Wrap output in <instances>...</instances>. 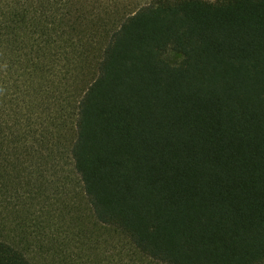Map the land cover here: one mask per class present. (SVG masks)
I'll use <instances>...</instances> for the list:
<instances>
[{
	"label": "trees",
	"instance_id": "16d2710c",
	"mask_svg": "<svg viewBox=\"0 0 264 264\" xmlns=\"http://www.w3.org/2000/svg\"><path fill=\"white\" fill-rule=\"evenodd\" d=\"M128 1L0 0V217L65 157L151 258L264 264V0Z\"/></svg>",
	"mask_w": 264,
	"mask_h": 264
},
{
	"label": "rangeland",
	"instance_id": "374dc122",
	"mask_svg": "<svg viewBox=\"0 0 264 264\" xmlns=\"http://www.w3.org/2000/svg\"><path fill=\"white\" fill-rule=\"evenodd\" d=\"M59 160L61 168L50 174L51 184L42 186L36 199L21 193L12 201L14 208L1 214V239L24 251L33 264H167L96 221L78 175L65 157Z\"/></svg>",
	"mask_w": 264,
	"mask_h": 264
}]
</instances>
